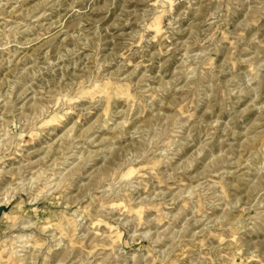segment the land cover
Returning <instances> with one entry per match:
<instances>
[{
  "label": "rangeland",
  "instance_id": "374dc122",
  "mask_svg": "<svg viewBox=\"0 0 264 264\" xmlns=\"http://www.w3.org/2000/svg\"><path fill=\"white\" fill-rule=\"evenodd\" d=\"M0 264H264V0H0Z\"/></svg>",
  "mask_w": 264,
  "mask_h": 264
}]
</instances>
